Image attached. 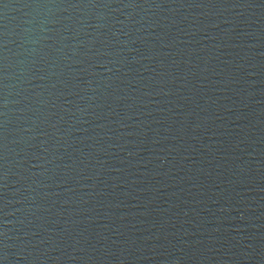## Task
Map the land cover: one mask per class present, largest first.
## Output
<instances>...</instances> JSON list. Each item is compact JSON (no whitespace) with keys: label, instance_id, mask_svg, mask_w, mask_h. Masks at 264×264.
I'll use <instances>...</instances> for the list:
<instances>
[{"label":"water","instance_id":"water-1","mask_svg":"<svg viewBox=\"0 0 264 264\" xmlns=\"http://www.w3.org/2000/svg\"><path fill=\"white\" fill-rule=\"evenodd\" d=\"M0 264H264V0H0Z\"/></svg>","mask_w":264,"mask_h":264}]
</instances>
